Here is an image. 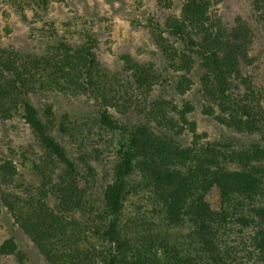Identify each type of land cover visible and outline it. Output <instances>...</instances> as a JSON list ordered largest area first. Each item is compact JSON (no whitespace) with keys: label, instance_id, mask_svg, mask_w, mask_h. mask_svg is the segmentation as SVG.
<instances>
[{"label":"trees","instance_id":"obj_1","mask_svg":"<svg viewBox=\"0 0 264 264\" xmlns=\"http://www.w3.org/2000/svg\"><path fill=\"white\" fill-rule=\"evenodd\" d=\"M253 12L264 31V0H253ZM165 22L174 41L155 32L172 64L182 69L176 90L185 93L192 88L189 73L199 64L205 111L217 110L221 122L237 132L259 135L258 142L240 148L231 142L198 146L201 135L195 121L187 119L189 103L180 116L193 133L190 145L171 136L166 139L146 123L128 121L139 111L149 113L163 127L176 123L166 114L164 103L151 96L161 78L151 63L125 58L122 70L115 72L101 64L94 44L63 43L54 52L35 57L6 48L0 41V122L20 115L44 150L34 164L37 184L25 180L12 155L0 154V210L7 209L51 264H223L215 238L227 221L228 206L236 209L244 202L253 205L254 252L264 263V73L258 78L250 69L257 61L252 54L253 31L246 24L227 27L212 10L211 0H183L180 14L169 15ZM52 65L55 77L67 80L74 94L94 99L104 125L121 132L114 178L100 200L87 198L91 180L53 135L50 108L44 117L32 101ZM166 104L178 110L172 100ZM176 128L177 134L184 133L182 125ZM87 170L91 177L93 167L87 165ZM143 185L169 223L195 222L200 253H185L166 238L151 243L132 237L123 222V209L128 196ZM207 186L218 189L225 205L220 210L208 202L203 192ZM78 211L91 214L90 219L83 216L90 222L85 233L74 227ZM81 236L101 243L86 244ZM13 251V239L0 247L2 254ZM205 253L211 262L204 260Z\"/></svg>","mask_w":264,"mask_h":264},{"label":"rangeland","instance_id":"obj_2","mask_svg":"<svg viewBox=\"0 0 264 264\" xmlns=\"http://www.w3.org/2000/svg\"><path fill=\"white\" fill-rule=\"evenodd\" d=\"M182 3L183 0H0V41L6 48L35 57L54 52L56 46L63 43L69 46L94 44L101 64L115 72L122 70L125 58L151 63L161 75L151 96L164 103L166 114L172 116L176 123L163 127L149 113L139 111L128 121L146 123L154 129V133L166 139L171 136L183 145H190L194 142L193 133L180 116L189 103L191 109L187 112V119L195 121L196 131L201 135L198 146L207 142H231L240 148L258 142L259 135L237 132L221 122L216 116L217 110L215 113L205 111L207 102L201 92L199 64L189 73L194 80L192 88L185 93L176 90L182 69L172 64L169 52H165L159 43L156 32L169 38V42L174 41L165 21L169 15L180 14ZM211 3L212 10L227 27L239 24L251 27L252 54L257 61L250 69L260 78L264 73V31L255 21L253 0H211ZM174 45L177 47V42ZM54 68V65L49 66L40 82L46 86L37 85V94L32 96V101L44 117L50 108L53 135L68 155L80 163L85 178L91 180L90 186L87 185V198L100 200L104 188L114 178L121 132L104 125L94 99L74 94L67 80L55 77ZM170 100L178 110L166 104ZM180 125L184 127V133L177 134L176 127ZM0 154L5 157L12 155L25 180L39 183L34 164L40 161L44 150L20 115L0 122ZM87 165L93 167L91 177L88 176ZM203 190L214 210L225 206L216 187L207 186ZM228 208L227 221L222 223L215 238L219 250L216 253L222 255V263L264 264L254 252L256 226L253 205L244 202L242 207ZM123 213V222L129 225L133 238L140 237L151 243H159L166 238L190 254L200 253L202 249L199 235H195V222L186 219L180 224L169 223L164 210L144 185L138 193L132 192L128 196ZM244 215L250 221L245 220ZM83 216L90 219L91 214L85 212L83 215L78 211L74 227L77 229L78 226L77 230L85 233L86 223L90 222ZM81 238L86 244L90 242L98 246L101 243L100 239ZM9 239L14 240L15 251L7 254L0 252V264H51L3 207L0 210V247ZM84 242L80 239L81 246ZM206 253L204 260L211 262Z\"/></svg>","mask_w":264,"mask_h":264}]
</instances>
